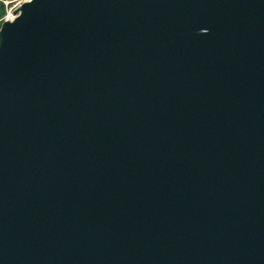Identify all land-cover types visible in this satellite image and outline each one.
Instances as JSON below:
<instances>
[{"label":"water","instance_id":"1","mask_svg":"<svg viewBox=\"0 0 264 264\" xmlns=\"http://www.w3.org/2000/svg\"><path fill=\"white\" fill-rule=\"evenodd\" d=\"M12 13L0 264H264V0Z\"/></svg>","mask_w":264,"mask_h":264},{"label":"rangeland","instance_id":"2","mask_svg":"<svg viewBox=\"0 0 264 264\" xmlns=\"http://www.w3.org/2000/svg\"><path fill=\"white\" fill-rule=\"evenodd\" d=\"M23 0H0V28L4 20L9 19V14L13 16L12 11L17 8Z\"/></svg>","mask_w":264,"mask_h":264},{"label":"built area","instance_id":"3","mask_svg":"<svg viewBox=\"0 0 264 264\" xmlns=\"http://www.w3.org/2000/svg\"><path fill=\"white\" fill-rule=\"evenodd\" d=\"M23 1H27V0H23ZM23 1H21V2L18 4V6H20V5H21V3H22ZM18 6H17V7H18Z\"/></svg>","mask_w":264,"mask_h":264},{"label":"bare ground","instance_id":"4","mask_svg":"<svg viewBox=\"0 0 264 264\" xmlns=\"http://www.w3.org/2000/svg\"><path fill=\"white\" fill-rule=\"evenodd\" d=\"M9 17H10L9 19L13 18V16H12V15H10V14H9Z\"/></svg>","mask_w":264,"mask_h":264}]
</instances>
